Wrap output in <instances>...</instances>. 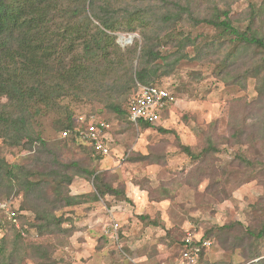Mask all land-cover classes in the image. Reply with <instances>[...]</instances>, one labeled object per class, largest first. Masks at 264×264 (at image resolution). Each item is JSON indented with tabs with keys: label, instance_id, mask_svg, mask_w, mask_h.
<instances>
[{
	"label": "trees",
	"instance_id": "16d2710c",
	"mask_svg": "<svg viewBox=\"0 0 264 264\" xmlns=\"http://www.w3.org/2000/svg\"><path fill=\"white\" fill-rule=\"evenodd\" d=\"M201 5L199 1L195 7L190 0H0V140L9 147L37 145L40 158L33 163L42 164L32 173L0 158V187L7 188L9 195L19 186L26 199L33 198L32 225L39 239L26 243V230L5 222L14 233L0 240V264H22L24 259L56 264L51 257L53 246L40 240L54 237L56 244L64 245L72 235L74 228L63 227L67 219L58 211L105 196L130 203L124 190L114 189L102 173L78 161H59L58 145L51 147L42 138V119L47 117L57 131L72 129L73 112L64 101L100 100L118 119L127 118L124 104L136 84L154 86L180 61L190 60L185 50L196 45L190 32L198 26L214 32L210 46L215 51L220 45L228 47L221 59L214 60L217 78L224 81L231 76L238 84L255 78L264 85V27L257 24L264 21V0L258 7L249 6L242 30L233 25L229 7L208 0L202 11ZM117 33H138L141 42L122 51L115 42ZM164 48L174 50L166 53ZM237 59L246 60L238 66L243 71L234 68ZM69 139L74 142L73 137ZM205 144L197 153L189 146H181V151L201 162L215 153L210 136ZM239 160L253 164L243 157ZM75 177L89 182L93 193L72 195ZM234 226L217 227V232ZM244 240L249 241L247 264H264L260 254L264 222L258 229L245 230Z\"/></svg>",
	"mask_w": 264,
	"mask_h": 264
},
{
	"label": "rangeland",
	"instance_id": "374dc122",
	"mask_svg": "<svg viewBox=\"0 0 264 264\" xmlns=\"http://www.w3.org/2000/svg\"><path fill=\"white\" fill-rule=\"evenodd\" d=\"M190 1L195 7L201 1L202 11L208 4V0ZM210 1L221 8L229 7L233 25L241 30L247 25L249 6L258 7L261 3V0ZM257 24L264 27V21ZM190 34L191 39L197 40L195 46L185 50L190 60L180 61L169 76L161 77L153 84L166 89L176 99V103L164 112L160 123L144 129L130 123L126 117L118 119L104 108L100 100H66L64 102L70 105L73 112L72 119L82 116L86 120L103 121L108 126L105 131L108 155L100 156L72 134L63 138V131H57L52 126L51 117L42 119V138L51 147L58 145L59 161H78L84 167L102 173L109 183L124 192L126 184L137 185L147 192L149 202L165 205L160 208L149 204L155 210L150 219L146 215L134 214L136 206L124 201L125 207L132 211L128 222L130 231L134 226L133 219L140 221L133 230L135 233L143 231L142 226L147 224L155 226L152 231H146L151 240L144 237L128 253L129 257L132 258L133 253L139 256L144 250L153 262L158 260L157 264H184L179 259L180 249L182 239L190 234L195 239L212 241L211 248L202 255L198 264H247L249 241L244 240V232L249 228L258 229L264 222V85L255 78L241 80V84L231 76L224 81L217 78L214 60L226 54L227 45H220L215 51L210 46L214 32L205 26L196 27ZM114 36L122 51L141 42L138 33H117ZM173 50L163 49L166 53ZM244 62V59L235 60L234 68ZM238 69L243 71L244 68ZM141 86L136 84V88L131 90L125 108L129 98L138 93ZM239 130L241 133L236 135ZM209 136L215 153L204 161H192L181 151V146H189L193 152H199L206 146L205 140ZM70 137L74 138V142L70 141ZM40 151L37 145L31 149L9 147L0 140V158L9 165H22L32 173L33 170L39 171V165H42L33 163L40 158L36 154ZM239 157L253 162L252 166L241 163ZM87 185L90 188L89 182L75 177L70 193L77 195ZM47 193L50 195V191ZM7 194L8 189L0 187V201L12 203L19 227L26 230V243L37 240L32 225L33 198L26 199L19 186ZM91 208H94L93 202L57 212L65 214L67 220L63 227H73L74 231L64 245L56 244L54 237L41 238V242L53 246L51 257L56 264H85L83 258L76 256V244L72 245L71 238L77 229L79 216ZM143 216L147 218L139 219ZM123 222L126 223L127 219ZM230 223L236 226L230 231L217 232V227ZM13 233L7 224L0 225V240L5 236L9 238ZM94 249L97 254L103 255V259L114 257L116 264L120 260V250L126 251L127 247H107L100 239ZM260 254L264 258V244L260 246ZM22 264L33 262L24 259ZM123 264L133 263L124 261Z\"/></svg>",
	"mask_w": 264,
	"mask_h": 264
},
{
	"label": "crops",
	"instance_id": "0c3cea01",
	"mask_svg": "<svg viewBox=\"0 0 264 264\" xmlns=\"http://www.w3.org/2000/svg\"><path fill=\"white\" fill-rule=\"evenodd\" d=\"M110 184L114 189H116L114 184ZM92 193V186L90 185L89 188L87 185V187L83 191H79L77 195H89ZM146 193L147 192L145 190L140 189L137 185L135 186L130 183L125 185L126 198L136 206V209L133 213L138 216L146 215L152 219V212L155 210L151 209L149 204L158 205L160 208H164L163 206L165 205H163V203L160 204L154 201L149 202ZM83 205H86V203ZM125 205L126 204L124 201H116L111 196H105L102 200L94 203V208H91L87 213L79 216L77 229L71 238V240L73 239V241H71L72 245L76 244V256L78 259L83 258L85 264H115L114 257L111 259L109 257L103 259V255L96 253L94 247L97 246L98 241L102 239L103 244L106 243L107 247L111 245L115 246L116 248H120L124 245L127 247V249H125L126 251L120 250V254L118 253L120 260L116 261V264L119 262L123 264L124 261H130L133 264H154L158 261L157 260L153 262V260H151V256H147L144 250H141L143 253H140L139 256H137L138 254L135 255L134 253L132 258L128 256V253H130L131 250H134L133 248L138 246V243L142 241L144 237L148 238V240L150 239V235H148L146 231H152L153 227L155 226L147 224L146 226H142L144 233L142 230L138 229V232H140L135 233L133 230L136 228V223L140 221L133 219L132 226L134 225L135 227L133 226L130 231L128 229V222L131 220L129 218H132V211H129ZM126 219L127 222L124 223L123 220ZM113 225L117 226L116 237H114L112 234ZM159 245L161 244H158L157 246Z\"/></svg>",
	"mask_w": 264,
	"mask_h": 264
},
{
	"label": "built area",
	"instance_id": "2783aa9c",
	"mask_svg": "<svg viewBox=\"0 0 264 264\" xmlns=\"http://www.w3.org/2000/svg\"><path fill=\"white\" fill-rule=\"evenodd\" d=\"M176 103L173 94L166 89L157 86H141L138 93L131 96L127 102V119L130 123L137 125L139 122L154 125L162 121V115ZM71 130H64L63 138L74 135L75 138L88 144L100 156H106L109 148L106 143V129L108 126L103 121L94 119L86 120L82 116L72 119ZM1 225L10 221L14 227L19 229L17 213L12 203L0 201ZM117 226H112V234L116 237ZM24 231L21 230L23 235ZM212 241L208 239H195L187 234L182 239L180 249V262L184 264H198L201 256L211 248Z\"/></svg>",
	"mask_w": 264,
	"mask_h": 264
}]
</instances>
